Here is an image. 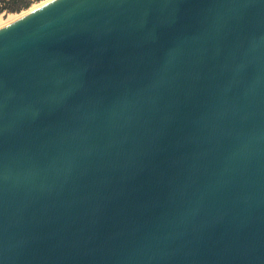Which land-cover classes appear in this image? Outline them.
Segmentation results:
<instances>
[{"label":"water","instance_id":"95a60500","mask_svg":"<svg viewBox=\"0 0 264 264\" xmlns=\"http://www.w3.org/2000/svg\"><path fill=\"white\" fill-rule=\"evenodd\" d=\"M0 264H264V0L0 27Z\"/></svg>","mask_w":264,"mask_h":264},{"label":"rangeland","instance_id":"374dc122","mask_svg":"<svg viewBox=\"0 0 264 264\" xmlns=\"http://www.w3.org/2000/svg\"><path fill=\"white\" fill-rule=\"evenodd\" d=\"M12 0H5L6 4L2 3L4 9L0 12V27L12 22L16 18L24 15L26 12L33 10L50 0H30L26 7H22L18 10L9 9L7 5H11Z\"/></svg>","mask_w":264,"mask_h":264},{"label":"trees","instance_id":"16d2710c","mask_svg":"<svg viewBox=\"0 0 264 264\" xmlns=\"http://www.w3.org/2000/svg\"><path fill=\"white\" fill-rule=\"evenodd\" d=\"M5 0H0V12L4 9L2 3L6 4L5 2H3ZM30 0H12L11 1V5H7L9 9H14V10H18L22 7H26L28 5V2Z\"/></svg>","mask_w":264,"mask_h":264},{"label":"bare ground","instance_id":"6f19581e","mask_svg":"<svg viewBox=\"0 0 264 264\" xmlns=\"http://www.w3.org/2000/svg\"><path fill=\"white\" fill-rule=\"evenodd\" d=\"M20 16H21V14H20Z\"/></svg>","mask_w":264,"mask_h":264}]
</instances>
